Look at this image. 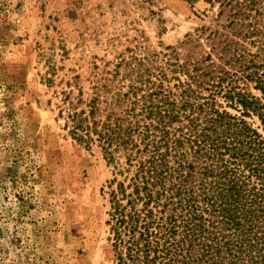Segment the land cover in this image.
Listing matches in <instances>:
<instances>
[{"label":"trees","instance_id":"obj_1","mask_svg":"<svg viewBox=\"0 0 264 264\" xmlns=\"http://www.w3.org/2000/svg\"><path fill=\"white\" fill-rule=\"evenodd\" d=\"M218 3L202 57L167 46L63 92V128L113 167V264H264V0Z\"/></svg>","mask_w":264,"mask_h":264},{"label":"rangeland","instance_id":"obj_2","mask_svg":"<svg viewBox=\"0 0 264 264\" xmlns=\"http://www.w3.org/2000/svg\"><path fill=\"white\" fill-rule=\"evenodd\" d=\"M218 10V0H0V264H113V167L63 128V92L117 82L127 61L161 60L167 46L202 57ZM187 34L198 41L183 47Z\"/></svg>","mask_w":264,"mask_h":264}]
</instances>
